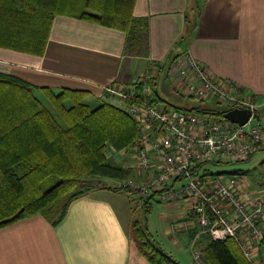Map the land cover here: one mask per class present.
<instances>
[{"label": "crops", "instance_id": "obj_1", "mask_svg": "<svg viewBox=\"0 0 264 264\" xmlns=\"http://www.w3.org/2000/svg\"><path fill=\"white\" fill-rule=\"evenodd\" d=\"M132 13L148 19L141 54L128 51L124 31L58 15L42 55L0 48V74L53 93L84 91L88 104L103 100L117 106L108 88L139 83L155 65L156 100L168 104L167 95L177 100L174 106L190 108L195 100L174 89L166 70L187 53L210 75L262 104L258 118H264V0H135ZM241 174L245 187L264 192V159L260 170ZM156 195L145 204L148 211ZM131 202L125 192L105 186L72 199L55 220L35 215L9 224L0 229V264H151L130 233L139 209L132 211ZM156 202L164 205L159 222L169 253L159 247L180 264H198L194 253L201 256L207 236L195 239L198 228L180 202ZM253 256L264 264V238Z\"/></svg>", "mask_w": 264, "mask_h": 264}, {"label": "trees", "instance_id": "obj_2", "mask_svg": "<svg viewBox=\"0 0 264 264\" xmlns=\"http://www.w3.org/2000/svg\"><path fill=\"white\" fill-rule=\"evenodd\" d=\"M134 3L0 0V48L42 55L54 17L67 15L126 32L128 51L138 54L142 37L147 45L148 19L133 15ZM149 83L158 97L155 79ZM38 91L51 108L36 96ZM86 97L84 91L53 93L0 74V229L35 215L50 218L57 206L55 218L59 217L81 194L76 190L85 176L123 178L130 174L110 163L105 150L108 146L127 148L136 135L134 121L122 108L103 100L91 106L84 101ZM190 109L222 118L217 105ZM143 209L148 211L146 205ZM131 236L151 264H180L150 240L136 220ZM201 257L211 264H251L232 239L207 237Z\"/></svg>", "mask_w": 264, "mask_h": 264}, {"label": "built area", "instance_id": "obj_3", "mask_svg": "<svg viewBox=\"0 0 264 264\" xmlns=\"http://www.w3.org/2000/svg\"><path fill=\"white\" fill-rule=\"evenodd\" d=\"M166 70L174 89L195 100L191 107L204 109L207 102H214L222 114L237 108L248 109L251 115L245 124L237 125L191 107L162 106L149 83L157 72L155 65L139 83L108 88L136 126L133 141L120 151L130 159L132 176L117 180V189L136 208L154 194L162 203L180 202L198 228L195 239H232L244 258L257 264L253 248L264 238V192L245 187L241 173L212 175L203 166L245 162L259 151L264 131L252 120L259 117L262 104L235 84L210 75L187 53L171 61ZM106 150L115 152L110 146ZM194 260L202 264L198 251Z\"/></svg>", "mask_w": 264, "mask_h": 264}, {"label": "rangeland", "instance_id": "obj_4", "mask_svg": "<svg viewBox=\"0 0 264 264\" xmlns=\"http://www.w3.org/2000/svg\"><path fill=\"white\" fill-rule=\"evenodd\" d=\"M131 38V35H130ZM140 43V52L138 54H141L145 47V40L142 37ZM136 53V52H135ZM134 53V54H135ZM151 70V67L147 69V72ZM36 96L42 100V102L48 107L51 108L47 100L44 99V96L41 92H37ZM166 102L169 105H172V103L178 104L177 100L172 99V97L166 95ZM162 106L171 108V106H168L167 104L162 102ZM91 106L95 105V101L90 103ZM207 106L213 107L216 104L214 102H207ZM119 107V105L117 104ZM121 107V106H120ZM180 108V107H179ZM253 124H259L260 128L264 129V118L260 116V118H254L252 120ZM112 150H114V154H110L105 150V158L112 163L113 165H117L122 167L123 169L129 170L130 174L127 176H132V173L129 169L130 159L127 158V156L122 155L120 151L122 150H116L112 147ZM120 152V153H119ZM264 157V152H257L254 155H252L247 162H235V163H207L203 166L205 170H207L210 174L216 175V174H223L228 175L232 173H245V174H252L253 171L260 170V162L262 161V158ZM125 178V177H123ZM122 178H108V177H101L99 175H89L85 176L80 186L76 191L79 190V192L82 194L84 192H90L98 188H103L105 186H111V188L117 189V180ZM125 195L124 193H122ZM130 198V197H129ZM131 199V198H130ZM155 199V198H154ZM156 199L158 198V195H156ZM156 199L154 201H151V207L149 211L145 212L142 208H139L138 211H135V219L137 224H139L140 227H142L145 231V233L148 235V238L155 242L158 246L164 249V251L168 252V246L165 241L167 238L163 233V223L159 222V216L161 211L163 210V204L156 202ZM132 209L134 208V204L131 202ZM60 206H57L53 209L52 218L54 219L56 215L59 213ZM134 211V209L132 210ZM135 220H132L129 224L130 233L132 235L133 233V224ZM169 253V252H168ZM187 256L190 257V250L188 249Z\"/></svg>", "mask_w": 264, "mask_h": 264}, {"label": "water", "instance_id": "obj_5", "mask_svg": "<svg viewBox=\"0 0 264 264\" xmlns=\"http://www.w3.org/2000/svg\"><path fill=\"white\" fill-rule=\"evenodd\" d=\"M251 113L248 109L233 108L223 112L222 117L237 125H243L249 119Z\"/></svg>", "mask_w": 264, "mask_h": 264}]
</instances>
